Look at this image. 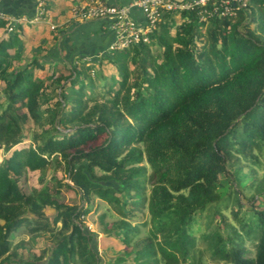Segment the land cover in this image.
I'll list each match as a JSON object with an SVG mask.
<instances>
[{"label":"trees","instance_id":"obj_1","mask_svg":"<svg viewBox=\"0 0 264 264\" xmlns=\"http://www.w3.org/2000/svg\"><path fill=\"white\" fill-rule=\"evenodd\" d=\"M202 8L162 12L148 41L71 63L40 56L42 40L27 58L25 26L0 18V264H99L83 224L92 196L120 215L103 229L117 263L264 264V177L250 196L238 179L264 167V0L204 20ZM54 165L70 182L47 178ZM140 223L149 235L134 241Z\"/></svg>","mask_w":264,"mask_h":264},{"label":"crops","instance_id":"obj_2","mask_svg":"<svg viewBox=\"0 0 264 264\" xmlns=\"http://www.w3.org/2000/svg\"><path fill=\"white\" fill-rule=\"evenodd\" d=\"M97 1L99 0H0V13L10 23L22 22L28 33L23 37L24 43L33 38L27 44L30 49L27 58L34 55L33 48L38 40H42L48 50L40 56L50 62L71 63L81 58L91 61L113 52V46L119 40L109 19L83 15ZM103 1L112 5H128L135 0ZM130 16L137 24L146 22L145 14L139 6L130 8ZM175 17L182 19L181 15ZM50 27L55 29V36L49 34Z\"/></svg>","mask_w":264,"mask_h":264},{"label":"rangeland","instance_id":"obj_3","mask_svg":"<svg viewBox=\"0 0 264 264\" xmlns=\"http://www.w3.org/2000/svg\"><path fill=\"white\" fill-rule=\"evenodd\" d=\"M174 23L181 22L182 19L174 17L173 19ZM13 32V30L11 31ZM3 83L0 82V97L4 99V93L2 91ZM3 153L0 150V159L2 158ZM249 169L248 166H244V171L247 172ZM45 172H47V178L52 180H63L70 182V179L67 176L66 170L64 165H54L49 168L44 169ZM97 175H101L103 172L99 169L95 170ZM42 176V173L40 174L39 171L35 172H28L23 183V188L26 191H31L33 187L37 186L39 184V180ZM240 179V188H243L245 191V194L247 196H250L253 194V186L251 184L254 182L256 184L258 178L264 177V167L258 168L255 172V174H247L243 173L238 176ZM222 183L225 186H221V191L223 193H226L228 189L230 188V185L232 184V181H229L226 177L222 176L221 178ZM236 181V180H235ZM245 201V200H244ZM68 203L73 204H79V200L75 196L74 192L68 193ZM89 210L88 213L83 218V224L84 229L87 233H92V240H91V246L94 250L98 253V256L100 258L99 264H135L133 260L134 254H129L126 261H120L115 262L116 258L123 254V251L120 247L119 240L117 236L113 235L111 238L106 239V234L103 232V229L105 227V224H110L111 222H115L120 219V215L116 213L112 208L108 205V203L102 199H100L97 196H92V202L89 204ZM231 209V208H230ZM230 209L223 210V213L227 216V219L231 222H235L232 214L230 213ZM143 211V212H142ZM140 213V217L142 216L141 220H148L149 218V212L148 208L145 207ZM132 223H137L135 220H132ZM202 224V225H201ZM201 224L197 225L201 226V229L203 226V222ZM149 235V226L143 225L142 223L139 224L137 236L134 237V241H138L141 238H145ZM201 235L200 230H196V236L199 237ZM39 243L42 242L43 238H39ZM247 247L251 249V251H254V248H252V245L250 242L246 243ZM38 252L37 247H32L30 249H23V255L25 257L31 256L34 253ZM188 264V263H183Z\"/></svg>","mask_w":264,"mask_h":264},{"label":"built area","instance_id":"obj_4","mask_svg":"<svg viewBox=\"0 0 264 264\" xmlns=\"http://www.w3.org/2000/svg\"><path fill=\"white\" fill-rule=\"evenodd\" d=\"M251 0H135L128 5H112L97 1L91 5L83 15L89 18L104 17L113 23L119 40L114 45V51L119 48L128 47L131 43L148 41L149 33L155 29L161 13L175 11L180 13L183 10H193L201 7V20L208 16L234 15L238 11L247 9ZM139 6L145 14L146 22L137 24L130 16V8ZM179 15V14H178ZM0 18H5L0 13ZM13 28L9 26L8 31Z\"/></svg>","mask_w":264,"mask_h":264}]
</instances>
